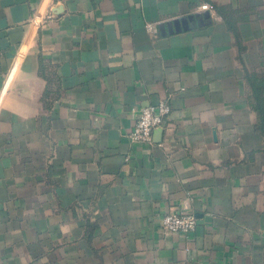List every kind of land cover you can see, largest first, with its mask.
Returning a JSON list of instances; mask_svg holds the SVG:
<instances>
[{"label": "crops", "instance_id": "obj_1", "mask_svg": "<svg viewBox=\"0 0 264 264\" xmlns=\"http://www.w3.org/2000/svg\"><path fill=\"white\" fill-rule=\"evenodd\" d=\"M253 77L264 0H0V264H264ZM187 202L196 231L165 232Z\"/></svg>", "mask_w": 264, "mask_h": 264}, {"label": "built area", "instance_id": "obj_2", "mask_svg": "<svg viewBox=\"0 0 264 264\" xmlns=\"http://www.w3.org/2000/svg\"><path fill=\"white\" fill-rule=\"evenodd\" d=\"M212 10V5L208 2H201L194 6V12L198 14L213 12ZM52 16L53 13L49 10L47 2H45L44 5L36 11L31 21L30 32L25 44L30 41L36 31L35 29ZM211 18H216V15L213 13ZM147 30L150 34L156 35L154 24L148 23ZM171 113L172 105L168 99H163L156 104H148L139 108L137 110L135 126L130 133L132 142L146 145L154 144V134L160 130L163 132L168 128ZM197 226L198 218L195 213L192 212L187 202L182 209L170 211L164 216L162 228L167 233L188 235L195 232Z\"/></svg>", "mask_w": 264, "mask_h": 264}, {"label": "trees", "instance_id": "obj_3", "mask_svg": "<svg viewBox=\"0 0 264 264\" xmlns=\"http://www.w3.org/2000/svg\"><path fill=\"white\" fill-rule=\"evenodd\" d=\"M253 98L255 100V107L259 112V122L257 124V130L264 136V79L253 77L250 79Z\"/></svg>", "mask_w": 264, "mask_h": 264}, {"label": "water", "instance_id": "obj_4", "mask_svg": "<svg viewBox=\"0 0 264 264\" xmlns=\"http://www.w3.org/2000/svg\"><path fill=\"white\" fill-rule=\"evenodd\" d=\"M190 18H191V17H187V18H182V19L173 20L172 22H169V25L171 26L172 23L175 24L176 27H177L176 30H178V29H180V28H179V24L182 23V22L186 23L187 20H189ZM157 132H162V131L160 130V131H157Z\"/></svg>", "mask_w": 264, "mask_h": 264}]
</instances>
